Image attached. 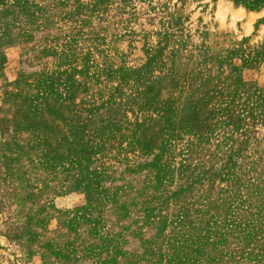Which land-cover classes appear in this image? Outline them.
<instances>
[{"label":"rangeland","instance_id":"rangeland-1","mask_svg":"<svg viewBox=\"0 0 264 264\" xmlns=\"http://www.w3.org/2000/svg\"><path fill=\"white\" fill-rule=\"evenodd\" d=\"M0 264H264V0H0Z\"/></svg>","mask_w":264,"mask_h":264}]
</instances>
